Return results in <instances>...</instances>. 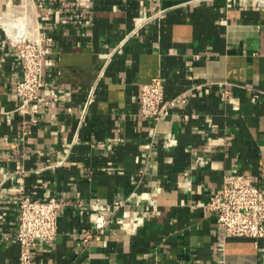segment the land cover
Wrapping results in <instances>:
<instances>
[{
	"label": "crops",
	"instance_id": "obj_1",
	"mask_svg": "<svg viewBox=\"0 0 264 264\" xmlns=\"http://www.w3.org/2000/svg\"><path fill=\"white\" fill-rule=\"evenodd\" d=\"M259 2L0 0V264H20L22 193L63 201L32 264H264L261 241L225 236L207 208L229 173L264 186ZM32 26L52 50L34 114L13 41ZM156 76L158 120L138 102Z\"/></svg>",
	"mask_w": 264,
	"mask_h": 264
},
{
	"label": "built area",
	"instance_id": "obj_2",
	"mask_svg": "<svg viewBox=\"0 0 264 264\" xmlns=\"http://www.w3.org/2000/svg\"><path fill=\"white\" fill-rule=\"evenodd\" d=\"M264 6V0H260ZM86 9L72 13L83 16ZM14 41L21 57L22 77L16 83V97L23 113H37L40 110V94L48 82L44 78V61L51 54V47L42 31L30 27ZM193 89V88H192ZM192 89L181 92L173 98L169 106L186 102ZM257 96V95H256ZM94 91L90 92L85 108L94 101ZM165 82L156 76L141 86L138 102L141 115L158 120L169 112L164 106ZM84 108V109H85ZM63 201L58 198L40 199L22 193L17 205L18 229L16 238L21 245L20 264H32V248L38 240H53L58 234L59 213ZM207 208L215 212L219 227L225 236L250 237L261 241L264 248V186L255 182L252 176L229 173L218 195L207 203ZM105 222L97 223L102 229ZM87 237H91L90 233Z\"/></svg>",
	"mask_w": 264,
	"mask_h": 264
}]
</instances>
